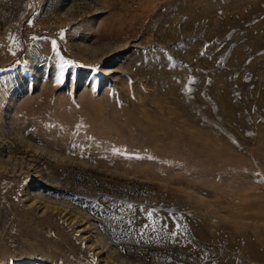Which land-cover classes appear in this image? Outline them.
Returning <instances> with one entry per match:
<instances>
[{
  "label": "rangeland",
  "instance_id": "rangeland-1",
  "mask_svg": "<svg viewBox=\"0 0 264 264\" xmlns=\"http://www.w3.org/2000/svg\"><path fill=\"white\" fill-rule=\"evenodd\" d=\"M0 264H264V0H0Z\"/></svg>",
  "mask_w": 264,
  "mask_h": 264
},
{
  "label": "snow or ice",
  "instance_id": "snow-or-ice-1",
  "mask_svg": "<svg viewBox=\"0 0 264 264\" xmlns=\"http://www.w3.org/2000/svg\"><path fill=\"white\" fill-rule=\"evenodd\" d=\"M61 39H63V34L62 33H61ZM51 46H52V51L55 53L56 57L59 60V63H58V71H59V74L56 77V83H60L61 79L63 78V76L65 74L66 67L67 66H70L72 64V62L71 61H68V60H65L60 55V52L58 51L57 42L55 40H52L51 41Z\"/></svg>",
  "mask_w": 264,
  "mask_h": 264
}]
</instances>
